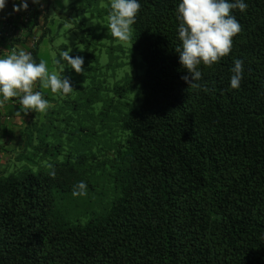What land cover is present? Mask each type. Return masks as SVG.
<instances>
[{
	"label": "trees",
	"instance_id": "obj_1",
	"mask_svg": "<svg viewBox=\"0 0 264 264\" xmlns=\"http://www.w3.org/2000/svg\"><path fill=\"white\" fill-rule=\"evenodd\" d=\"M77 1L96 17L110 11ZM180 2L138 0L127 48L75 22L89 65L60 71L67 96L37 86L51 106L32 111L0 165V264H264V0L232 10L242 31L228 56L198 66L201 88L181 78ZM27 3L6 45L38 63L48 6ZM112 66L124 69L117 80ZM80 181L87 195L74 197Z\"/></svg>",
	"mask_w": 264,
	"mask_h": 264
},
{
	"label": "clouds",
	"instance_id": "obj_2",
	"mask_svg": "<svg viewBox=\"0 0 264 264\" xmlns=\"http://www.w3.org/2000/svg\"><path fill=\"white\" fill-rule=\"evenodd\" d=\"M41 0H32L39 4ZM6 7V0H0V11ZM138 0H110V11L107 16V28L111 36L122 44L132 39L133 25L140 11ZM27 0H21L19 6L13 5V11L27 10ZM233 9L244 12L247 4L243 0H181L178 6L180 20L178 32L182 42L175 51L179 54V63L189 75L181 78L188 88H201L197 83L202 79L198 66L211 67L228 56L233 47L234 38L242 31V26L232 14ZM69 50L61 53V59L75 70L84 71L82 57L69 55ZM57 64L60 61H56ZM64 68L61 69L63 72ZM230 86L239 88L243 78V61L234 60L231 69ZM50 90L54 95L67 96L74 91L70 81L56 70H49L47 62L41 59L38 63L32 54L25 50H13L0 57V108L13 98H19L20 110L27 114L46 113L50 103L44 98L37 86ZM205 92L209 91L206 87ZM20 114V112H18ZM74 197L86 196L87 185L80 181L73 187Z\"/></svg>",
	"mask_w": 264,
	"mask_h": 264
},
{
	"label": "rangeland",
	"instance_id": "obj_3",
	"mask_svg": "<svg viewBox=\"0 0 264 264\" xmlns=\"http://www.w3.org/2000/svg\"><path fill=\"white\" fill-rule=\"evenodd\" d=\"M45 5L48 6V12H49V22L47 24L49 28L48 34L42 39L40 43V57L47 62L49 70H56L58 73H60L61 69L64 68V70H70L72 69L70 66L67 65L66 61H63L59 67H56L53 63V59L61 55L63 51L69 50V55L73 58L80 56L84 60L85 65H89L87 63V58L84 57V54H76V52L83 48V45L78 43L79 35L81 34L80 30H78L74 25L75 22H79L81 20H84L87 26H94L96 28V33H104V34H110L107 28V16L104 17H96L92 15L91 11L82 12L79 9L75 8L74 5L77 7L80 5V2L77 0H43ZM110 4V0H99V7L105 6L107 4ZM93 12H96V9L93 10ZM100 42L102 41L105 43V47L101 49V52L99 50H96V54L100 53V63L105 64L109 62L110 60V53L106 51V46H109L112 44L111 41H109L106 38H101ZM114 43H120L117 40H115ZM122 44V43H121ZM66 45V49L61 50L59 49V46ZM127 48L129 43L122 44ZM91 49V48H90ZM115 58V57H114ZM113 58V59H114ZM117 59V58H116ZM129 62V59H125ZM113 64H115V60L113 61ZM86 67V66H85ZM124 67L125 69L129 70V68L132 67L131 62L126 64ZM63 70V71H64ZM85 70V69H84ZM122 67H109L108 73L109 77L108 80H117L122 72ZM131 71V70H129ZM20 107V106H19ZM20 110V108H19ZM21 112V110H20ZM32 111H30L31 117ZM29 117H26L24 120L25 122H28ZM20 126H23V123H18ZM21 137V136H20ZM18 142L16 138L12 140L10 144L6 147V149L10 150L7 152V154H3L5 152H0V165L2 166L6 160V158L11 155V151H15L18 148ZM1 151V150H0ZM6 155V157H5ZM0 166V167H1Z\"/></svg>",
	"mask_w": 264,
	"mask_h": 264
},
{
	"label": "crops",
	"instance_id": "obj_4",
	"mask_svg": "<svg viewBox=\"0 0 264 264\" xmlns=\"http://www.w3.org/2000/svg\"><path fill=\"white\" fill-rule=\"evenodd\" d=\"M14 4L19 6L21 0H6V7L3 11H0V57L9 54L13 50H21L20 46L9 48L6 45V37L14 36L19 31L15 27V21L24 12L23 9L19 12L13 11ZM19 108L15 102H7L3 108H0V150H6V147L14 138L18 143L21 140V126L18 123H23L25 118L30 116V112L18 114L20 112ZM6 116H8V120H6Z\"/></svg>",
	"mask_w": 264,
	"mask_h": 264
},
{
	"label": "built area",
	"instance_id": "obj_5",
	"mask_svg": "<svg viewBox=\"0 0 264 264\" xmlns=\"http://www.w3.org/2000/svg\"><path fill=\"white\" fill-rule=\"evenodd\" d=\"M35 40H36V36L33 37L32 42H34Z\"/></svg>",
	"mask_w": 264,
	"mask_h": 264
}]
</instances>
